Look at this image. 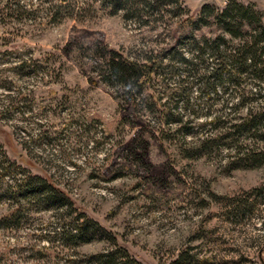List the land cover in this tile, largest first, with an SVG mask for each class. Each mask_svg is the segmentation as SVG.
I'll return each instance as SVG.
<instances>
[{
    "label": "rangeland",
    "instance_id": "1",
    "mask_svg": "<svg viewBox=\"0 0 264 264\" xmlns=\"http://www.w3.org/2000/svg\"><path fill=\"white\" fill-rule=\"evenodd\" d=\"M235 1L264 26V0ZM226 3L178 0L127 18V6L102 0H0V151L14 162L9 177L36 176L68 199L58 212L22 202L16 223L1 221L13 208L1 196L0 264H81L110 252L119 264H264V121L227 139L213 128L241 120L244 107L260 111L264 77L242 74L200 97L197 76L167 60L220 35L209 19L192 27L185 17ZM154 55L162 64L139 73L131 101L112 65ZM203 132L207 147L194 149ZM76 216L101 231L64 240L59 226Z\"/></svg>",
    "mask_w": 264,
    "mask_h": 264
},
{
    "label": "trees",
    "instance_id": "2",
    "mask_svg": "<svg viewBox=\"0 0 264 264\" xmlns=\"http://www.w3.org/2000/svg\"><path fill=\"white\" fill-rule=\"evenodd\" d=\"M105 3L112 5L113 9L118 6L129 8V17L139 18L141 14L147 15V8L152 10H157L163 6L178 5V0H102ZM262 15L260 12L253 8L251 4H241L235 0H227V3L222 9L214 8L211 5L203 4L199 7L197 14L194 17H185L192 27L198 25H204L209 19L210 22L216 24L220 30L221 34L216 35L210 40H203L200 46H196L193 52L190 53V57L182 56V52L178 54V57H170L169 63L177 64L178 66H183V72L191 73L192 77L197 76L199 82V93L198 96L202 97L215 91V87L223 83V81H233L234 78H238L245 75L255 76L256 78L264 77V26L261 24ZM243 24L254 25L251 33L248 34L247 39H242L239 37L241 27ZM246 33V32H245ZM227 36L228 39H225ZM237 40L236 43L229 44L230 41ZM203 56V57H201ZM198 63H205L203 67L197 68ZM119 64V65H118ZM162 64V58L154 55V57H148L145 63L141 65H133L129 62L114 63L112 65V72L115 77L120 78L123 81H129V88L127 93L132 98V92H130L131 87L137 83V78L140 75L149 74L151 71H155ZM30 64L26 65L28 67ZM23 66L21 62L17 63L16 67ZM140 69L138 72L134 70L135 68ZM146 68V71L145 69ZM167 71L171 70V74L179 77L181 71L175 65L164 66ZM173 69H175L173 71ZM145 73H144V72ZM211 79L212 82L209 84L208 80ZM195 84V83H194ZM258 90L259 87H257ZM225 91V88L224 90ZM262 93L257 97L258 100L264 98V88H261ZM264 101V99H263ZM173 105L172 108H175ZM223 109L228 111L233 109L231 105H222ZM245 115L244 117L230 118L228 121H221V123L216 124L213 128H218L225 132L222 138L227 139L236 134L235 132L242 130H249L255 127L253 122H263L264 121V106H260V111L250 114L247 107H244ZM230 112V111H229ZM228 112V113H229ZM218 116H213L209 119L210 123H216L219 120ZM234 122H231V121ZM238 120V121H237ZM178 124L181 122L179 119L172 120L171 123ZM184 125V124H183ZM185 126V125H184ZM226 130V131H225ZM190 132H187V134ZM210 137L203 132L196 139L194 149L205 150L207 144L209 143ZM202 148V149H201ZM14 168V162L7 159L5 154L0 151V180L6 179L3 187H0V198L1 196H6L12 203V211L8 214L3 215L1 221L11 220V222H18L21 216H19V211L22 209V202H49V205L43 208H51L54 212L62 211V208L68 207L67 197L58 191L53 189L51 185L46 184L44 180L36 177L25 175L24 173L16 172L17 177L11 175L9 177V169ZM14 174V176H16ZM23 211V210H22ZM58 216V215H57ZM0 221V222H1ZM13 227H18V224L13 223ZM4 224H0V227H4ZM60 235L66 241H71L73 243H83L87 242L97 231H101L99 227L92 221L88 219L80 220V217L76 216L72 218L69 226L64 230V225L59 226ZM124 256V255H123ZM119 258L118 253H98L95 255H90L87 259L81 261V264H119L117 260ZM180 261V258L176 262Z\"/></svg>",
    "mask_w": 264,
    "mask_h": 264
}]
</instances>
